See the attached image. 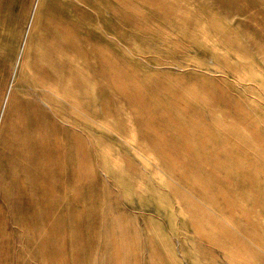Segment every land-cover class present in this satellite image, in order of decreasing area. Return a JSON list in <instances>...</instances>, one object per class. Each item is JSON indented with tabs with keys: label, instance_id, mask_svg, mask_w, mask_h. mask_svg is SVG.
I'll list each match as a JSON object with an SVG mask.
<instances>
[{
	"label": "rangeland",
	"instance_id": "obj_1",
	"mask_svg": "<svg viewBox=\"0 0 264 264\" xmlns=\"http://www.w3.org/2000/svg\"><path fill=\"white\" fill-rule=\"evenodd\" d=\"M0 264H264V0H0Z\"/></svg>",
	"mask_w": 264,
	"mask_h": 264
},
{
	"label": "bare ground",
	"instance_id": "obj_2",
	"mask_svg": "<svg viewBox=\"0 0 264 264\" xmlns=\"http://www.w3.org/2000/svg\"><path fill=\"white\" fill-rule=\"evenodd\" d=\"M81 3V2H80ZM83 5V4H82ZM77 6H79L78 4H77ZM82 7V6H81ZM88 7V6H87ZM62 16V15H61ZM64 16V15H63ZM67 16H70V14L69 15H67ZM66 18V17H65ZM67 18H69V17H67ZM70 18H71V16H70ZM100 18V17H99ZM100 20V19H99ZM85 25V24H84ZM87 30H89V29H87ZM85 35V34H84ZM51 93H53L52 91H50Z\"/></svg>",
	"mask_w": 264,
	"mask_h": 264
}]
</instances>
